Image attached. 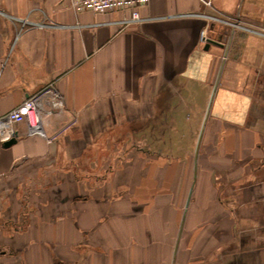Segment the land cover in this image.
<instances>
[{"label":"crops","instance_id":"crops-1","mask_svg":"<svg viewBox=\"0 0 264 264\" xmlns=\"http://www.w3.org/2000/svg\"><path fill=\"white\" fill-rule=\"evenodd\" d=\"M137 11L0 0V115L63 100L44 94L43 134L22 121L0 142V264H264V0ZM179 115L197 128L185 155L165 141ZM108 134L138 139L116 169L96 154Z\"/></svg>","mask_w":264,"mask_h":264},{"label":"built area","instance_id":"built-area-1","mask_svg":"<svg viewBox=\"0 0 264 264\" xmlns=\"http://www.w3.org/2000/svg\"><path fill=\"white\" fill-rule=\"evenodd\" d=\"M149 0H69L70 6L75 12L82 10L104 11L115 9H128L129 16L124 22L139 21L141 18L138 14V7L146 5ZM233 28L240 27L239 21L232 22ZM247 30L255 31L249 26H243ZM257 31V30H256ZM207 33L203 30L200 33V40L206 42ZM44 94H48L49 103L52 107H61L63 105L62 97L58 91L52 88L43 89L39 92L26 97L21 103L14 108L0 115V142H5L14 138L13 125L25 121L30 132L43 134L41 126L40 108ZM35 124L36 130L33 131Z\"/></svg>","mask_w":264,"mask_h":264},{"label":"rangeland","instance_id":"rangeland-1","mask_svg":"<svg viewBox=\"0 0 264 264\" xmlns=\"http://www.w3.org/2000/svg\"><path fill=\"white\" fill-rule=\"evenodd\" d=\"M180 115H179V118L182 119V121H181V123L179 122L178 126H182L181 133H183L185 135H182V137H176L175 136L174 138H169L168 137V138H165V141H166V146H167L168 143H170V144L171 143H174V144L177 143V144H175V147L177 145L178 148H179V151L181 150L183 152V154L185 155L184 151H185L186 148H188V151L189 150H192V148H193L192 139H191L192 137L189 136V133H192V135L193 134H196L197 128L194 127V126H191L190 123L188 124V122H186L183 117H180ZM123 125H124L123 123L122 124H117V125H115V127H112V128L114 130H116V131H119V133H120V131L122 129H125L126 128V126L125 125L123 126ZM167 125H169V123H166V125H163V129L164 128L166 129V126ZM32 133H34V132H32ZM198 139L199 138H197V140L195 141V145H194V149L195 150H196V145H199ZM127 140L128 139H126V143H125L124 142L125 139L123 141L119 137L118 138L117 137L115 138L114 136H112V134L103 135L102 137H99L97 139H94L95 145H97V147H98V152L96 154L99 157H103L102 160L105 159V158H107V157L110 158L111 160H109V161H110V163H112L113 168H115V169L116 168H119L121 166V163H123L126 159H128L129 157H132V156H136L135 155L136 150L133 147V145L137 144V140L138 139H136V141H132L133 139H130L129 142ZM153 140H155V138H149L148 139V137H147L145 139H140V141L142 143L140 145H141V147L143 146V149L148 148L151 144H153V142H151ZM125 147H130V148L127 150ZM182 152H181V156H182ZM94 155H95V153L91 154V156L88 157L89 160ZM147 159H149V158H147ZM147 161L148 160H146V162ZM82 170H83L82 173H87V174L88 173H90V174L91 173H94V174L97 173L98 175H102L101 173L104 172L103 169H97V170H95L93 168L92 169H87L86 168V169H82ZM187 177L190 178L189 171H188ZM186 201H187V198H185V200H184L183 208H185V206H186ZM177 220L180 223V221H179L180 220V216H179V218Z\"/></svg>","mask_w":264,"mask_h":264},{"label":"water","instance_id":"water-1","mask_svg":"<svg viewBox=\"0 0 264 264\" xmlns=\"http://www.w3.org/2000/svg\"><path fill=\"white\" fill-rule=\"evenodd\" d=\"M214 36H215V32L212 30V25H211L209 31L207 32L205 48H207L210 43L219 44L218 41L214 38ZM13 142H15V139L10 138L9 140L3 142V145L8 146L12 144Z\"/></svg>","mask_w":264,"mask_h":264},{"label":"bare ground","instance_id":"bare-ground-1","mask_svg":"<svg viewBox=\"0 0 264 264\" xmlns=\"http://www.w3.org/2000/svg\"><path fill=\"white\" fill-rule=\"evenodd\" d=\"M32 125H33V131H35L36 130V126H35L34 123H32Z\"/></svg>","mask_w":264,"mask_h":264}]
</instances>
